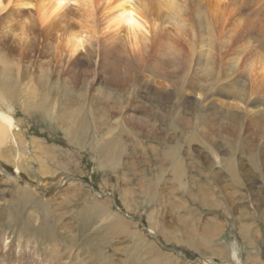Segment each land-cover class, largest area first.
Instances as JSON below:
<instances>
[{
  "label": "rangeland",
  "instance_id": "obj_1",
  "mask_svg": "<svg viewBox=\"0 0 264 264\" xmlns=\"http://www.w3.org/2000/svg\"><path fill=\"white\" fill-rule=\"evenodd\" d=\"M17 28L0 27V88L11 82L16 90L6 98L15 128L3 151L8 158L0 159V264H140V259L146 264H264V143L259 150L247 144L263 130V120L254 116L246 121L249 128L238 131V123L216 115L223 107L215 109L212 95L223 90L228 96L227 86L191 84L207 77L190 64L192 82L180 72V87L171 86L172 70L165 69L173 67L178 53L157 51L164 35L151 28L153 55L140 68L127 64L99 72H93L94 65L82 67L90 58L89 42L72 59L81 65L76 68L67 57L53 56L56 42L50 45L44 35L28 36ZM9 34L16 36L1 41ZM26 35L25 43L20 41ZM37 46L36 53L26 49ZM2 57L10 62L7 68ZM163 60L167 65L161 72L154 64ZM106 61L107 66L112 62ZM82 69L86 75L80 78ZM106 71L124 83L110 84ZM153 85L161 93L151 91ZM203 88H210L204 93L210 101L204 102L202 115L181 101L195 103ZM227 96L224 100L233 102ZM182 120L191 125L182 132L169 126ZM205 134L215 135V141L201 140ZM184 140L191 147L182 144L185 177L179 178L163 150ZM17 170L20 181L13 177ZM254 194L260 199L253 201ZM95 201L101 202L105 221L86 223ZM112 217L134 228L111 233L105 222ZM138 232L147 239L138 238ZM150 242L155 248L148 258ZM154 258L158 262H151Z\"/></svg>",
  "mask_w": 264,
  "mask_h": 264
},
{
  "label": "bare ground",
  "instance_id": "obj_2",
  "mask_svg": "<svg viewBox=\"0 0 264 264\" xmlns=\"http://www.w3.org/2000/svg\"><path fill=\"white\" fill-rule=\"evenodd\" d=\"M14 23H16L14 26L18 27L17 29L20 31L23 29L24 33H28V36L30 35L29 33H31V36L42 34L45 39H48V44L52 45L56 42L53 56H60L62 59H66L67 57L69 59H67L68 62L71 63L73 61V65L76 68H79L81 65L76 63L78 60L74 61L72 59L75 56H79L78 54L84 51V46L89 42L90 47L86 49H88L87 52L90 58L88 57L85 62L81 63L85 65L82 66L84 68H90L94 65L95 69L94 71L92 70L93 72L104 71L103 69L109 70L113 67L127 64L130 66L135 64L140 68L143 60L153 55L151 46L154 44H150L151 40L148 37V29L151 28L153 31H159L164 36L161 35V39L157 42V51L161 52L162 55L171 54L174 51L178 53L175 59H172L173 67L170 69L168 67L166 69L163 68L167 65L164 60L158 62L156 65L154 64L155 69L161 72L164 69L165 71L172 70L171 76L173 82L171 86L180 87V78L182 76L179 77L177 75L180 72L186 75L184 80L192 82L193 78L188 76L190 74L188 65L190 64L193 71H203L207 77L205 82L199 81L191 84L197 86H227V90H229L228 96L225 95V91L223 90H220L216 95H212L213 101L211 104L215 105V109L223 107L215 111L216 115H221V117L227 116L229 117L228 120L238 123L236 125L238 131L249 128L246 125V121L251 120L254 116L255 119L264 121V0H2L0 2V27L13 32L14 26L12 24ZM168 26L174 29L175 35H172ZM98 35L102 37L100 38L102 42L97 40ZM11 36L14 37L16 35L9 34L2 36L1 41H5L7 37ZM28 36H24L20 41L22 40L25 43ZM48 46L41 52H45ZM163 47L166 48L164 49ZM26 49L28 52L33 51L36 53L40 47L37 46L35 49H28L26 47ZM154 51L156 50L154 49ZM93 58L95 59L93 60ZM98 58H101L102 61H98ZM1 59H3L2 62L7 68L10 62H5L4 59L7 58L2 57ZM108 59L112 60L109 66L106 65V60ZM86 70L82 69L80 71V78L86 75ZM108 73L110 74V78L108 79L111 81L109 82L110 84L120 86L124 83L123 79L119 76L110 72ZM221 81L223 82L220 83ZM1 85L3 89L0 88V159L5 160L6 158L7 160L8 156L5 157L3 151L11 142L15 122L5 109L6 98L12 99L16 90L14 91L15 87L12 86L11 82ZM149 88L151 91L154 90L161 93V90L157 89L154 85ZM209 90L210 88L200 90L201 99L196 100L195 103L194 100L191 102H187L186 100L181 102H184L187 107L193 108L196 111L199 110L203 115V106L206 105L204 102L210 101L208 96H205ZM33 95L35 94L33 93ZM225 96L233 102L225 101ZM182 108H184V105L180 109ZM251 115L252 117H250ZM231 116L235 117V119H231ZM136 119L134 121L140 123ZM169 126H174L179 132H182L191 125L189 122L182 120L179 126L169 121ZM148 127L153 128L155 126L151 124ZM195 135L197 134L194 133L189 136L188 141L190 144L194 142ZM200 137L204 142H211L216 139L215 135L211 136L209 134L201 135ZM224 139L227 138L224 137ZM184 142L185 140L175 146H169L167 150L165 147L163 150L164 156H167L172 162L179 178L184 176L185 170L183 158L179 156V153L182 152V144H186ZM263 143L264 128L247 142L248 148H254V150H259L263 147ZM186 145L189 148L191 147V145ZM189 148L188 153L191 151ZM118 160L119 162L122 161L121 158ZM229 167L232 168L230 164ZM18 170L17 173L19 172ZM76 188L78 192L79 187L76 186ZM22 190L28 191L26 188ZM260 196L261 194H254V196L252 195V200H258ZM95 202L91 208L89 207V210L94 213L86 217V223L90 222L91 224L92 220L96 218L101 219L100 216L103 210L98 205L101 202ZM229 202L231 201L229 200ZM104 221L102 220V222ZM110 221L112 222H105V224L109 227L108 231L111 233L122 235L126 232L128 234L130 227H133L126 220L124 221L123 218H115ZM104 227L106 228V226ZM137 235L140 239H147L142 233L138 232ZM110 236L112 235L110 234ZM135 238L136 236L132 240ZM244 239L248 240L249 236ZM207 240H210V237ZM251 243H254V241ZM39 245L37 246L40 247L41 245ZM150 245L152 247H148L146 251L148 258L153 257L150 254H153L155 248L152 242H150ZM53 246L54 250H56L57 244H53ZM58 249L61 251L59 253L60 256L62 250L57 247ZM56 253L58 254V252ZM214 254L216 255L217 253L214 252ZM62 258H64L63 255ZM137 262L140 264L149 263L147 259H140ZM151 262H158V259L154 258Z\"/></svg>",
  "mask_w": 264,
  "mask_h": 264
},
{
  "label": "water",
  "instance_id": "obj_3",
  "mask_svg": "<svg viewBox=\"0 0 264 264\" xmlns=\"http://www.w3.org/2000/svg\"><path fill=\"white\" fill-rule=\"evenodd\" d=\"M16 180H21L20 178H19V176H18V174H17V172H16V174H15V176H13Z\"/></svg>",
  "mask_w": 264,
  "mask_h": 264
},
{
  "label": "clouds",
  "instance_id": "obj_4",
  "mask_svg": "<svg viewBox=\"0 0 264 264\" xmlns=\"http://www.w3.org/2000/svg\"><path fill=\"white\" fill-rule=\"evenodd\" d=\"M0 2H2V0H0Z\"/></svg>",
  "mask_w": 264,
  "mask_h": 264
}]
</instances>
